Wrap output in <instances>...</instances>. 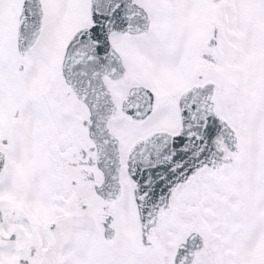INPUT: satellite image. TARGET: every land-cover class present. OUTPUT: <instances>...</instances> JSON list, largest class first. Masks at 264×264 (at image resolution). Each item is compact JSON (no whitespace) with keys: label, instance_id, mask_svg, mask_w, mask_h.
<instances>
[{"label":"snow or ice","instance_id":"snow-or-ice-1","mask_svg":"<svg viewBox=\"0 0 264 264\" xmlns=\"http://www.w3.org/2000/svg\"><path fill=\"white\" fill-rule=\"evenodd\" d=\"M0 264H264V0H0Z\"/></svg>","mask_w":264,"mask_h":264}]
</instances>
